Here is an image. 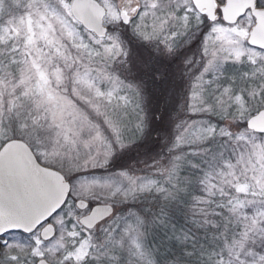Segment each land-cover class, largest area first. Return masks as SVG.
<instances>
[{
    "label": "snow or ice",
    "instance_id": "snow-or-ice-1",
    "mask_svg": "<svg viewBox=\"0 0 264 264\" xmlns=\"http://www.w3.org/2000/svg\"><path fill=\"white\" fill-rule=\"evenodd\" d=\"M177 60L154 175L69 182L144 133L142 78ZM0 264H264V0H0Z\"/></svg>",
    "mask_w": 264,
    "mask_h": 264
},
{
    "label": "rangeland",
    "instance_id": "rangeland-1",
    "mask_svg": "<svg viewBox=\"0 0 264 264\" xmlns=\"http://www.w3.org/2000/svg\"><path fill=\"white\" fill-rule=\"evenodd\" d=\"M120 31L123 35V38L125 39L126 44L132 51L131 59L134 60L140 42L132 34L130 28L125 27L120 29ZM186 73L187 69L185 68V66L179 60H177L173 64L172 75L166 83H157L155 81L148 80L147 77H143L142 80L145 79L147 81V83H145L147 103L157 101L155 97L152 98L150 97V95H148V93L150 92L152 94L156 92L158 94L156 96H159L160 102L162 103H181L182 96L188 88V79ZM134 75L139 76L138 73H134ZM170 127L171 131L168 134L166 133L163 139H160L158 137L156 138L157 141L155 142V139H150L153 143L156 144L154 146L151 141L149 142L147 140V136H144L145 131L142 135H136L135 137L131 138L127 147L123 151H118L116 153L108 169L88 170L87 172L74 174L72 177L68 178L69 182H72L77 176L100 178L102 176L108 175L109 173H114L121 170H128L136 175H154L155 170L152 168V165L158 161H161L162 159H165L169 155L168 149L171 146V142L174 136V121L170 123ZM150 205L151 198L145 197L143 206L148 207ZM173 215L175 218V222L177 224H180L181 222L179 223L178 220L179 215H176L175 213Z\"/></svg>",
    "mask_w": 264,
    "mask_h": 264
},
{
    "label": "trees",
    "instance_id": "trees-1",
    "mask_svg": "<svg viewBox=\"0 0 264 264\" xmlns=\"http://www.w3.org/2000/svg\"><path fill=\"white\" fill-rule=\"evenodd\" d=\"M143 82L147 83L145 79L143 80ZM148 95H150V97L152 98L155 97L157 101L147 103V113H148L149 123L147 128L145 129L144 136H147V140L149 142L152 139H155L154 140L155 142L157 141L156 138L159 137L160 139L161 138L163 139L166 133L168 134L171 131L170 123L175 118V113L180 103H162L160 102L159 96H156L158 95L156 92H154L153 94L150 92L148 93ZM151 143L153 144V146L156 145L152 141ZM178 217H179L178 218L179 223L180 222L183 223V218L180 216Z\"/></svg>",
    "mask_w": 264,
    "mask_h": 264
},
{
    "label": "water",
    "instance_id": "water-1",
    "mask_svg": "<svg viewBox=\"0 0 264 264\" xmlns=\"http://www.w3.org/2000/svg\"><path fill=\"white\" fill-rule=\"evenodd\" d=\"M105 214V209L101 208L93 217V219L99 218V216Z\"/></svg>",
    "mask_w": 264,
    "mask_h": 264
}]
</instances>
